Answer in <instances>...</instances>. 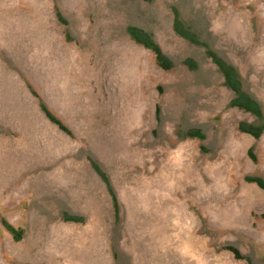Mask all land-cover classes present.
Instances as JSON below:
<instances>
[{"label":"rangeland","instance_id":"374dc122","mask_svg":"<svg viewBox=\"0 0 264 264\" xmlns=\"http://www.w3.org/2000/svg\"><path fill=\"white\" fill-rule=\"evenodd\" d=\"M262 123L264 0H0V264H264Z\"/></svg>","mask_w":264,"mask_h":264},{"label":"trees","instance_id":"16d2710c","mask_svg":"<svg viewBox=\"0 0 264 264\" xmlns=\"http://www.w3.org/2000/svg\"><path fill=\"white\" fill-rule=\"evenodd\" d=\"M172 28L176 34L183 38L184 40L192 43V44H197L199 45L200 42L196 40L193 35H195L192 31L190 33L185 29V27L179 22L177 18V14L173 18V23H172ZM126 31L132 37L133 40H135L137 43L142 44L145 47H148L152 53L154 54V59L158 66L162 68H167L169 66V63L165 57V55L161 52L160 48L158 45H156L153 41L150 40V35L145 33L144 31L137 29L135 27L129 26L126 28ZM205 55L208 56L215 64L217 67L218 71L222 75L223 78V83L234 93V97L231 101V104L234 106H237L239 108H242L248 112H251L253 115H255L257 118H261V111L259 109L258 104L252 100L248 95H245L241 90H240V82L238 80L237 72L236 69L234 68L233 65L229 64L228 62L224 61V59L218 57L216 53H214L212 50L209 48H205ZM181 63L187 68V69H194V61L191 59H183ZM40 108L43 112V114L56 124L60 129H65L63 124L44 106L40 105ZM242 131H245L249 133L251 136L254 138H257L261 132L264 131V123L259 124L257 126L254 125H239ZM183 137H196L201 139L203 135L200 133L198 129H187L185 130L182 134ZM93 168H96V171H98L97 167L95 164H92ZM101 176V175H100ZM102 177V176H101ZM248 181L254 182L257 186L262 188L264 190V179L258 176H249L246 177ZM110 191V190H109ZM73 219V217L71 216ZM76 221L80 219L79 217L74 218ZM1 225L5 230L8 231V233L11 235L13 240H19L22 236V230L17 227H13L10 224H8L5 220L1 219L0 220ZM226 249L230 250L233 254L234 257L239 258L240 255L238 251L230 246H226Z\"/></svg>","mask_w":264,"mask_h":264}]
</instances>
